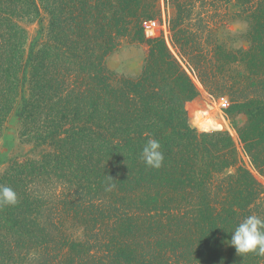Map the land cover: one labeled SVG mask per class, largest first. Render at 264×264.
Wrapping results in <instances>:
<instances>
[{
  "label": "trees",
  "instance_id": "16d2710c",
  "mask_svg": "<svg viewBox=\"0 0 264 264\" xmlns=\"http://www.w3.org/2000/svg\"><path fill=\"white\" fill-rule=\"evenodd\" d=\"M163 4L190 71L243 115L235 132H214L213 104L191 103L193 130L182 117L197 89L163 36L143 33L161 0H0V138L17 118L30 146L0 154L18 198L0 206V264H264L228 243L245 217L264 219V0ZM23 24L38 26L31 42ZM123 43L146 49L135 77L105 64ZM29 67L41 92L20 103ZM79 70L85 90L41 102L50 79ZM149 138L159 169L141 159Z\"/></svg>",
  "mask_w": 264,
  "mask_h": 264
},
{
  "label": "rangeland",
  "instance_id": "374dc122",
  "mask_svg": "<svg viewBox=\"0 0 264 264\" xmlns=\"http://www.w3.org/2000/svg\"><path fill=\"white\" fill-rule=\"evenodd\" d=\"M161 17H158V20H151L156 22V32L158 33L159 30H166V27L164 25L165 19H166V13L164 9V4L163 0H161ZM167 13L169 16L172 15V11L170 9L167 10ZM164 21V22H163ZM27 30L28 33V40L31 42V40L35 37L36 31L38 26L36 24H23ZM236 29V26H231V30ZM168 32L166 33L167 38L168 37ZM158 35V34H157ZM70 39L73 40L74 37L70 36ZM95 43V41L93 42ZM92 43V44H93ZM168 47L172 55L178 60L182 68L185 70L187 75L190 77L191 81L195 85L197 89V96L190 102H188L185 106V113L182 115V117L186 120L188 123L189 127L191 130H193V127L191 125V122L189 121L190 116H188V111L192 105H211L213 104L214 106V116H215V121L212 124V128L217 129V131L214 132H228L230 131L233 133V129L231 127L232 125V120L234 121L235 124L241 125L244 121V117L241 114H238L237 112H232L230 109V103L228 98L226 97H216L215 95H212V92L206 91L202 84L199 82L198 79L193 75L192 71H190L186 59H184L179 52L172 46L170 40H168ZM142 49L136 48L135 46H130L127 43H123L122 47L117 50L116 52L112 53L105 61V64L108 68V70L116 77H121V76H129V77H135L140 74L141 68L143 65V59L146 55V49L143 46ZM69 49L71 51L74 50L73 46H69ZM94 51H98V47L96 46L94 48ZM32 65L34 69L38 66L37 61H33ZM86 70V69H85ZM85 70H79L77 73H74L73 71H61L59 76H56L52 79L49 80V84H47V87H43L45 92H42V94H45L44 100H41V102H44V105L48 104L50 107V104H54L55 102L60 99V91L62 89H67L66 87H71V85H74L75 87L77 86L79 89L82 91L85 90V87L88 83L87 81V76H85ZM43 71V70H42ZM38 72V71H37ZM93 72H97V70H93ZM77 74V75H75ZM60 78V81H55L56 79ZM22 78V77H20ZM64 79H68L67 82H63ZM194 79L198 81V83L201 85L202 89L196 85L194 82ZM64 83V84H61ZM58 84H60V87H57ZM84 85V86H83ZM38 85L34 84V76H33V68L29 67L27 70V76L26 79L22 82L21 88H20V103H21V98L25 97L27 99H32L34 98L32 96V89L33 87L38 90H35L36 95H39L41 92L40 87ZM60 93V94H59ZM63 96L65 94L63 93ZM226 99L228 105L224 109H220L219 103L220 100ZM192 103V105H191ZM22 122L18 120L17 118L11 117L10 121L6 125L7 129L5 131V134L3 138H0V154L4 153L5 151L8 152L11 156L16 155L20 153V149H25L27 150L30 146L21 144L20 140V128H21ZM233 130V131H232ZM192 132V131H191ZM212 132V133H214ZM235 132V131H234ZM202 134H198L200 136ZM237 135V134H236ZM234 141V139H233ZM235 142V141H234ZM236 146L238 147V150H240L239 142H238V137H237V142H235ZM6 147H12L7 151Z\"/></svg>",
  "mask_w": 264,
  "mask_h": 264
},
{
  "label": "clouds",
  "instance_id": "9594fccd",
  "mask_svg": "<svg viewBox=\"0 0 264 264\" xmlns=\"http://www.w3.org/2000/svg\"><path fill=\"white\" fill-rule=\"evenodd\" d=\"M161 147L160 142L154 138L146 141L141 151V159L147 167L159 169L162 166L164 154ZM109 179L114 181L111 177ZM17 203L16 192L11 187L0 184V206H15ZM228 243L239 257L247 254L264 257V219L255 214L245 217L235 227Z\"/></svg>",
  "mask_w": 264,
  "mask_h": 264
},
{
  "label": "built area",
  "instance_id": "2783aa9c",
  "mask_svg": "<svg viewBox=\"0 0 264 264\" xmlns=\"http://www.w3.org/2000/svg\"><path fill=\"white\" fill-rule=\"evenodd\" d=\"M155 29H156V22L151 21V20L146 21L143 24V33H144V36L147 39H152V38H155V37L163 36L164 40L168 44V40H170V39H168L167 36H166V33L167 32L163 29L161 31L159 30V32L157 33ZM168 37H169V35H168ZM227 105H228V103H227V100L226 99L220 100V103H219L220 109L226 108Z\"/></svg>",
  "mask_w": 264,
  "mask_h": 264
}]
</instances>
